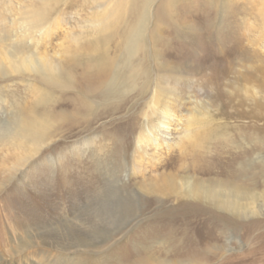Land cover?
<instances>
[{
	"label": "rangeland",
	"instance_id": "rangeland-1",
	"mask_svg": "<svg viewBox=\"0 0 264 264\" xmlns=\"http://www.w3.org/2000/svg\"><path fill=\"white\" fill-rule=\"evenodd\" d=\"M141 1L0 0V264H264L262 2ZM30 13L43 29L28 30ZM140 27L137 88L119 99L130 103L81 117L74 63L101 49L116 62ZM27 57L65 77L16 72ZM43 118L39 145L11 138ZM204 189L231 191L251 215L216 208Z\"/></svg>",
	"mask_w": 264,
	"mask_h": 264
},
{
	"label": "bare ground",
	"instance_id": "bare-ground-1",
	"mask_svg": "<svg viewBox=\"0 0 264 264\" xmlns=\"http://www.w3.org/2000/svg\"><path fill=\"white\" fill-rule=\"evenodd\" d=\"M260 1L262 2V5L260 4L261 9L264 12V0H260ZM146 2L147 1H143V0L141 1L142 4L143 3L145 4ZM146 7H147V3H146ZM146 7H142L141 5V8H143L144 10H146ZM104 12H106V10ZM30 14H33V13H30ZM105 15L106 14L104 13L102 16L104 17ZM44 18L40 17L37 14H33L31 15V17H28V21H26L27 23L25 22L26 26H28V30H33L35 32H38L41 29H43L44 28V21H43ZM28 30L26 27V30L23 31L24 37H25V31L27 32L26 36L28 35ZM2 33H3L2 35H4L6 39L10 35L13 34L10 28H4V30H2ZM18 36L19 35H17L16 37L18 38ZM122 43H123V48H120ZM141 46H142V33H141V27H140V29L136 28L134 30L132 29L124 33L121 43L117 46L118 50L120 51L119 60H117L118 62L117 61L114 62L115 60H113V62H108L107 65L102 64L103 61L107 58L108 53L106 49H101L100 50L101 52L98 51L99 54L96 55L94 58H92V54H90V57L86 59L87 62L85 64L84 63L81 64V62L80 64H78L77 62L74 63V68L75 67L81 68L82 90H79V93L81 94L82 97L79 101L78 106L76 105L77 108L75 109L76 111L77 110L81 111L82 113L81 117L83 115L86 117L93 116L96 113V111L99 112L100 115H103V114L112 115L115 113H120L122 110L125 109L126 104L130 103V100L119 101V99L127 95L128 92H131L137 88V84H138L137 79L140 73H139L137 65H135L134 62L136 60L138 62V59H140L142 56L141 54H139ZM20 63L21 64L19 66L15 65L16 72L23 71V70H31L34 73H37L38 76H40L43 80H47V81H49V78H55L53 77V75H56V74H58L56 76L57 80L59 79L60 76L65 77V72L63 68L53 67L51 66V64L45 61L34 60L33 58L27 57V58H22ZM138 65L141 66L139 62H138ZM12 70H14V68ZM145 71L142 70L141 77L146 76L147 72ZM63 84L64 83L62 81L61 85ZM146 90H147V83L145 82V84H143V86L140 87V89L138 90L137 95H139L140 92L144 94ZM89 98L91 99L94 98V100L99 99L101 104L97 105L99 101L96 104L91 103L90 100H87ZM155 106H157L156 97H154V103L152 104L153 108ZM151 113L152 115H156V113H154L153 110L151 111ZM167 115H168V111L165 107L161 115L158 117L159 121L157 123L158 124L157 126H160V125L162 126L164 124L163 120L165 119ZM48 125H49V121L45 118L41 119L40 121H37V122L35 121L29 124L20 123L16 126L15 132L12 135L13 137L11 138L21 143L29 142L35 146L39 145L41 143V136L43 135L44 131L47 130ZM152 126H153V123H152ZM150 134H151V131H148V133L142 134L141 142L143 144L147 145L148 142H150L148 141ZM191 137H192L191 132L186 131L184 133L183 138H185V140L189 141V138ZM8 138H10V136L9 137L7 136L6 140H9ZM23 163L24 162L20 161L19 164H17V166H22ZM163 183L166 185V187H169L173 184V179L166 176L163 178ZM186 184H188V181L186 182ZM187 186L188 185H186V187ZM191 189H188V191L185 190L184 193H187L186 195L188 194L199 195L198 189L196 188L192 190ZM202 194H203V198L205 197V199H207L211 203L214 202L215 204L214 206L216 208H218V206H220V208H227L225 210L233 208L234 210H230V211H235L236 213H239L240 215L242 214L246 216H249L252 213V212H249L248 208H242L241 206L237 205L234 202L233 198H235V196H233L231 191H228V193L223 196L221 193H218V194L213 193L212 189H210L209 191L204 189V193L202 192ZM250 194L251 193L248 194L247 192L244 193L246 198L249 197L250 200L255 201V197H253ZM222 197H224L225 201L219 200ZM67 234H68L67 236H69V239L77 237L76 234L73 235L71 232H67ZM79 244H83V241L79 240Z\"/></svg>",
	"mask_w": 264,
	"mask_h": 264
}]
</instances>
